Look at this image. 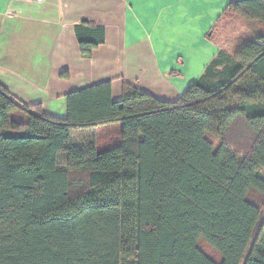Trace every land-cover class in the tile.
Instances as JSON below:
<instances>
[{
    "label": "trees",
    "instance_id": "trees-1",
    "mask_svg": "<svg viewBox=\"0 0 264 264\" xmlns=\"http://www.w3.org/2000/svg\"><path fill=\"white\" fill-rule=\"evenodd\" d=\"M225 14L259 27L174 102L106 82L60 119L0 85V264H264V0Z\"/></svg>",
    "mask_w": 264,
    "mask_h": 264
},
{
    "label": "crops",
    "instance_id": "crops-1",
    "mask_svg": "<svg viewBox=\"0 0 264 264\" xmlns=\"http://www.w3.org/2000/svg\"><path fill=\"white\" fill-rule=\"evenodd\" d=\"M238 1L0 0V85L60 119L68 116L71 93L106 82L114 102L126 86L174 102L221 50L233 53L251 37L249 21L225 14ZM87 23L105 31L89 59L76 36ZM116 132L118 125L84 134L108 141Z\"/></svg>",
    "mask_w": 264,
    "mask_h": 264
},
{
    "label": "rangeland",
    "instance_id": "rangeland-1",
    "mask_svg": "<svg viewBox=\"0 0 264 264\" xmlns=\"http://www.w3.org/2000/svg\"><path fill=\"white\" fill-rule=\"evenodd\" d=\"M258 25L257 26H255V27H253V29H252V31L254 30H257L258 29ZM242 29V31H245V29L244 28H241ZM251 31V30H250ZM246 32H248L247 30H246ZM250 37V35H245V37L244 38H249ZM116 135H113V137H115ZM231 140L233 141V142H235V143H237V145H238V147L239 148H246V146H247V141H244V140H242V139H239V137H238V132H236V131H232V133H231ZM239 140V141H238ZM240 140H242V142H240ZM203 248L206 250V251H208V253L212 256V257H215V258H217V256H216V254L212 251V250H210V248L209 247H207L206 245H203Z\"/></svg>",
    "mask_w": 264,
    "mask_h": 264
},
{
    "label": "built area",
    "instance_id": "built-area-1",
    "mask_svg": "<svg viewBox=\"0 0 264 264\" xmlns=\"http://www.w3.org/2000/svg\"><path fill=\"white\" fill-rule=\"evenodd\" d=\"M29 1L41 2L42 0H29Z\"/></svg>",
    "mask_w": 264,
    "mask_h": 264
}]
</instances>
